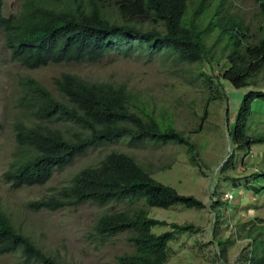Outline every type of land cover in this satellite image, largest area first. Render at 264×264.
I'll return each mask as SVG.
<instances>
[{
  "label": "trees",
  "instance_id": "trees-1",
  "mask_svg": "<svg viewBox=\"0 0 264 264\" xmlns=\"http://www.w3.org/2000/svg\"><path fill=\"white\" fill-rule=\"evenodd\" d=\"M58 1L24 0L17 16L6 17L0 0V32L11 61L37 70L49 64L95 62L110 53H135L170 55L180 65L206 63L210 71L218 72L211 83L247 89L228 130L234 153L247 154L251 147L264 144L259 129L264 126V87L258 86L264 79V0H257L262 19L255 34L224 13L226 0H79L74 7L70 0H62V6ZM211 35L216 38L207 47ZM222 41L224 46L213 61L215 51H211ZM53 85L57 95L33 79L20 81L24 120L14 125V160L3 174L13 189L44 186L54 171L63 170L87 150L120 138L131 143H176L186 147L196 165L195 145L189 138L176 130L170 118L157 116L139 101L127 85L89 82L72 74H62ZM254 179L264 181V172H257ZM252 189L257 193L264 186ZM86 203L100 208L125 204L124 210L101 215L92 227L101 241L127 235L133 251L117 257L119 264H167L169 243L194 230L191 224L153 219L149 209L178 205L205 209L202 201L159 183L133 157L115 151L28 207L56 212ZM137 203L143 205L134 207ZM156 227L170 231L155 235ZM260 250L250 255L249 264H264V246ZM17 252L24 264H61L18 231L0 209V256Z\"/></svg>",
  "mask_w": 264,
  "mask_h": 264
},
{
  "label": "rangeland",
  "instance_id": "rangeland-1",
  "mask_svg": "<svg viewBox=\"0 0 264 264\" xmlns=\"http://www.w3.org/2000/svg\"><path fill=\"white\" fill-rule=\"evenodd\" d=\"M78 1L70 0V3L74 7ZM23 2L2 0L4 16H17ZM58 4L62 6L63 1ZM222 10L248 26L251 34L257 32L262 19L257 0H226ZM215 38L209 36L206 46L213 45ZM223 44L224 41L212 49L213 61L219 57ZM174 58L166 54L148 57L110 53L95 62L49 64L30 70L11 61L0 32V209L47 256L61 264H119L117 257L132 253L126 234L101 241L92 232L101 215L124 210V203L101 208L86 203L56 212L28 207L30 202L67 186L79 171L96 166L113 151L133 157L153 179L180 195L194 196L205 205L202 210L180 205L168 210L149 209L153 219L194 226L192 232L179 234L176 241L169 243L167 264H249L250 255L264 246V190L256 193L252 189L260 190L264 186L263 180L254 179L257 172H264V144L251 147L247 154L234 153L228 135L247 89L238 90L226 82L218 87L211 83V76H218V72L210 71L206 63L180 65ZM62 74L76 75L89 82L127 85L139 101L147 103L157 116L170 118L176 130L189 138L195 145L196 165L190 162L186 147L176 143H131L120 138L87 150L63 170L54 171L44 186L13 189L3 174L14 160V125L24 120L20 81L33 79L57 95L53 81ZM258 86L264 87V79H259ZM259 129L264 133V126ZM225 194L233 198L226 199ZM142 205L137 203L134 207ZM167 231L170 229L156 227L152 233L161 235ZM0 264L24 263L17 252L0 256Z\"/></svg>",
  "mask_w": 264,
  "mask_h": 264
},
{
  "label": "built area",
  "instance_id": "built-area-1",
  "mask_svg": "<svg viewBox=\"0 0 264 264\" xmlns=\"http://www.w3.org/2000/svg\"><path fill=\"white\" fill-rule=\"evenodd\" d=\"M226 199L228 198V199H232L233 197H232V195H227V194H225V196H224Z\"/></svg>",
  "mask_w": 264,
  "mask_h": 264
},
{
  "label": "clouds",
  "instance_id": "clouds-1",
  "mask_svg": "<svg viewBox=\"0 0 264 264\" xmlns=\"http://www.w3.org/2000/svg\"><path fill=\"white\" fill-rule=\"evenodd\" d=\"M2 6H3V4H2ZM2 9H3V7H2ZM1 127V126H0ZM1 130V129H0Z\"/></svg>",
  "mask_w": 264,
  "mask_h": 264
}]
</instances>
